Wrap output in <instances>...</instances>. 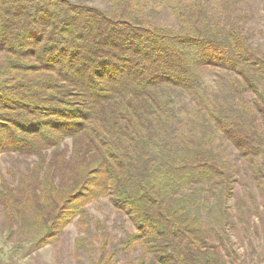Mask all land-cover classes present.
<instances>
[{
	"label": "trees",
	"instance_id": "16d2710c",
	"mask_svg": "<svg viewBox=\"0 0 264 264\" xmlns=\"http://www.w3.org/2000/svg\"><path fill=\"white\" fill-rule=\"evenodd\" d=\"M103 1L0 0V157L32 159L0 168V233L37 250L77 221L91 264H227L232 229L260 215L228 206L240 177L264 197L254 6ZM100 198L131 222L116 242L105 221L91 229Z\"/></svg>",
	"mask_w": 264,
	"mask_h": 264
},
{
	"label": "rangeland",
	"instance_id": "374dc122",
	"mask_svg": "<svg viewBox=\"0 0 264 264\" xmlns=\"http://www.w3.org/2000/svg\"><path fill=\"white\" fill-rule=\"evenodd\" d=\"M85 3L99 6L100 8L108 7L103 0H78ZM254 6V12L246 21L247 24L253 26L254 31L250 33L253 37V42L259 44L264 49V10L261 0H250ZM158 23L168 24L173 27H178V22L175 17L167 10H162L156 17ZM216 78L215 72L211 71L205 74V81L212 84ZM66 143L71 145V139L68 138ZM233 155L235 150H233ZM32 159L19 157L18 160H13L11 157L2 155L0 157V168L4 172L11 167V164L25 166V162ZM253 190L250 192V190ZM240 198H246L250 202L251 208L258 204L259 216L252 210L251 214H246L247 219L237 228L232 229L230 245L235 251L234 257H228L227 264H264V197L259 190L252 184L250 179L241 176L236 184V194L232 197L228 206L235 207L239 203ZM88 213L92 217L90 221L91 229L95 233V221L103 220L111 232L114 241L118 237L124 236L126 231H130L131 222L122 219L117 212L114 211L112 205L107 198H100L88 205ZM1 213V210H0ZM1 218V215H0ZM246 224L250 230H245ZM84 233L77 221L69 224L65 233L55 243H51L40 249L30 248V243L26 242L23 245H18L10 241L0 233V264H91L93 255L87 250L81 249L78 252L75 250V239ZM98 246V242L96 244ZM32 247V246H31ZM126 260V255L119 252L114 264H123Z\"/></svg>",
	"mask_w": 264,
	"mask_h": 264
}]
</instances>
